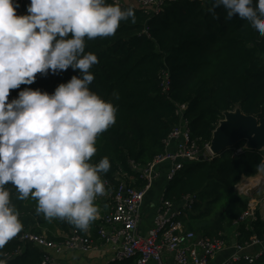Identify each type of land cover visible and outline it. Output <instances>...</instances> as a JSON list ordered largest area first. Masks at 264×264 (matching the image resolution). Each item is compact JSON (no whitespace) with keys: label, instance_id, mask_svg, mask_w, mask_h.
I'll return each mask as SVG.
<instances>
[{"label":"trees","instance_id":"16d2710c","mask_svg":"<svg viewBox=\"0 0 264 264\" xmlns=\"http://www.w3.org/2000/svg\"><path fill=\"white\" fill-rule=\"evenodd\" d=\"M212 5L213 0H180L168 3L160 15L151 17L142 8L125 3L122 7L135 9V23L122 21L114 36L85 39V53L96 54L99 61L89 70L95 77L90 90L118 107L116 123L97 138V152L90 161L96 164L105 156L109 158L111 166L101 174L103 180L117 185V178L127 175L124 178L130 183L137 177L132 162L144 167L164 152V140L180 124V104H188L185 117L190 121L192 137L200 143L212 140L226 111L240 108L247 115L264 117V37L256 35L238 16L226 20L222 7L216 8L215 14L210 12ZM163 70L170 74L167 91L160 79ZM73 75L79 76V70L37 74L33 84L10 90L9 101L25 88L52 93ZM241 146H245L244 141L235 147ZM262 162L264 150L247 149L234 156V149H228L212 161L187 166L164 186V199L198 195L184 218L186 230L216 236L234 229L242 244L253 238L264 239V220L259 216L235 224L249 207V197L239 195L235 186L244 176L259 174L256 166ZM142 184L140 181L136 186ZM5 187L23 229L0 249V261L41 264L43 252L22 241V234L31 231L62 241L77 228L58 218L46 220L37 214L35 200H20L14 186ZM96 204L103 215L107 204L98 200ZM99 224L100 220H95L90 226L97 240ZM115 264H136V260ZM254 264H264V256Z\"/></svg>","mask_w":264,"mask_h":264},{"label":"clouds","instance_id":"9594fccd","mask_svg":"<svg viewBox=\"0 0 264 264\" xmlns=\"http://www.w3.org/2000/svg\"><path fill=\"white\" fill-rule=\"evenodd\" d=\"M17 7L15 0H0V249L23 229L8 184L18 199L35 200L46 220L87 231L99 218L96 199L106 193L101 174L111 164L106 156L90 161L118 107L90 90L89 70L99 61L85 53V39L114 36L122 21L136 22L135 9L115 0H30L20 15ZM221 7L226 20L238 16L264 37V0H213L209 11ZM69 68L80 75L52 93L25 88L9 101L10 90L33 84L37 74ZM256 171L264 175V162Z\"/></svg>","mask_w":264,"mask_h":264},{"label":"built area","instance_id":"2783aa9c","mask_svg":"<svg viewBox=\"0 0 264 264\" xmlns=\"http://www.w3.org/2000/svg\"><path fill=\"white\" fill-rule=\"evenodd\" d=\"M22 1L15 0L17 8ZM177 1L180 0H115L121 6L125 3L134 4L151 17L160 15L168 3ZM169 76L168 70H163L160 74L164 91L169 90ZM187 109V103L178 105L180 124L164 140V152L157 155L147 166L131 163L132 170L137 174L136 178H132V182L125 180L127 175L118 177L117 185L108 179L104 180L106 193L98 196L96 200L107 202L108 209L99 218L98 244L77 229L72 230L62 241H53L46 235L31 231L22 234V241L31 242L43 252L41 264H67L62 256L68 251L80 249L89 253L99 247L108 249V259L102 263L87 261L85 264H115L132 259L136 260V264H210L217 254L231 245L227 231L208 236L186 230L184 218L198 201L197 194H187L178 200L164 199V186L175 179L187 164L212 161L220 156L212 151L211 141L200 143L192 137L190 121L185 117ZM233 149L234 156L247 150L245 146ZM162 178L165 183L154 204L155 216L152 226L143 230L145 200ZM140 181L143 184L137 187L136 184ZM235 190L239 195L249 197L248 209L235 224L256 220L258 216L264 220V175L244 176L235 186ZM238 238L239 234L234 230L235 252L230 261L245 259L254 264L264 256V248L255 253H247L249 248L262 245L264 239L253 238L250 242L242 244Z\"/></svg>","mask_w":264,"mask_h":264},{"label":"crops","instance_id":"0c3cea01","mask_svg":"<svg viewBox=\"0 0 264 264\" xmlns=\"http://www.w3.org/2000/svg\"><path fill=\"white\" fill-rule=\"evenodd\" d=\"M127 1V0H124ZM30 3V0H23L19 8H17V14H26L27 13V6ZM163 178L159 180L151 193L148 194L144 207H143V220H142V228L143 230H147L152 226L153 219L155 216V201L158 200L161 190L164 186ZM101 212V211H100ZM101 213L99 215V218L101 217ZM99 218L97 220H99ZM58 235L63 236L62 233L57 232ZM230 239H231V245L228 246L225 250L221 251L219 254H217L211 261L210 264H242V262H248L245 259H241L239 261L232 262L230 261L231 256L235 252V248L233 247V239H234V229H229L227 231ZM85 234L88 235L90 238L95 240L94 242L98 244V240L93 236L90 228L85 231ZM264 248V243L259 246H254L252 248H249L247 250V253H255L256 251ZM109 253L108 249L105 247H99L97 250L91 251L89 253H84L80 249H75L68 251L62 256V259L67 264H85L87 261L96 262V263H102L108 259ZM249 263V262H248ZM250 264V263H249Z\"/></svg>","mask_w":264,"mask_h":264},{"label":"water","instance_id":"95a60500","mask_svg":"<svg viewBox=\"0 0 264 264\" xmlns=\"http://www.w3.org/2000/svg\"><path fill=\"white\" fill-rule=\"evenodd\" d=\"M224 116L213 132L211 140V148L216 155H221L243 141L248 150H264V117L258 119L247 115L240 108L226 111ZM235 242L233 239V244Z\"/></svg>","mask_w":264,"mask_h":264},{"label":"rangeland","instance_id":"374dc122","mask_svg":"<svg viewBox=\"0 0 264 264\" xmlns=\"http://www.w3.org/2000/svg\"><path fill=\"white\" fill-rule=\"evenodd\" d=\"M189 165H190V163H189V164H187V166H189ZM105 203L107 204V202H105ZM101 212H102V211H101ZM101 212H100V213H101Z\"/></svg>","mask_w":264,"mask_h":264}]
</instances>
